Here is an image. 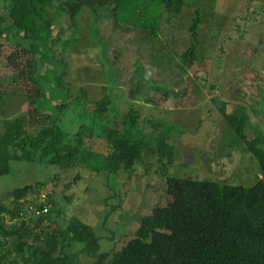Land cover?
Wrapping results in <instances>:
<instances>
[{
	"label": "rangeland",
	"instance_id": "374dc122",
	"mask_svg": "<svg viewBox=\"0 0 264 264\" xmlns=\"http://www.w3.org/2000/svg\"><path fill=\"white\" fill-rule=\"evenodd\" d=\"M187 1L180 16L171 22L163 20L159 37L147 44L131 31L116 30L104 37L99 32L101 26L86 9L74 19L59 16L54 48L42 60L36 55L39 80L45 86V96L38 102L55 118L57 105L69 102L57 118L63 131L71 134L78 130L90 117L86 110L93 98L101 101L105 96L111 97L112 108L102 123H113L127 106L138 103L143 112L142 129L148 134L158 137L168 124L174 125L168 139L176 145L175 156L167 163L165 175L159 155L152 152L143 156L132 173L111 174V178L81 167L62 170L41 163L20 162L16 166L14 162L13 171L16 168L17 172L0 180L3 202L12 205L11 191L31 183L40 197L54 200L62 218H81L94 227L104 250H118L133 237L139 216L150 214L156 205L180 199L185 178L235 185H251L258 179L261 171L256 157L229 131L219 107L226 101L229 112L237 111L248 119L249 138L264 136V0ZM197 10L202 19L197 47L202 58L186 68L190 76L197 75L205 83L203 95L189 90L191 101L178 92L175 82L182 73L174 62L193 43L190 26ZM18 30L9 17L7 0H0V90L12 93L4 99V107L0 100V134L3 119L15 114H25L26 127L31 130L49 122L47 111L36 112L34 108L36 84L23 72L29 70L26 63L31 55L23 53L22 46H29ZM63 51L66 61L58 65ZM165 58L170 61L163 65ZM136 79L141 81V91L132 96L130 89ZM62 81L72 89L59 87ZM68 92L75 98L73 103ZM215 96L219 98L216 102ZM148 118L156 124L164 122V127L148 128ZM80 259L83 264L90 261L84 253Z\"/></svg>",
	"mask_w": 264,
	"mask_h": 264
},
{
	"label": "trees",
	"instance_id": "16d2710c",
	"mask_svg": "<svg viewBox=\"0 0 264 264\" xmlns=\"http://www.w3.org/2000/svg\"><path fill=\"white\" fill-rule=\"evenodd\" d=\"M7 2L10 19L19 27L17 33H24L22 39L29 46H22L23 53L31 55L26 63L29 70L23 69V72L36 84L33 89L36 94L34 108L36 112L41 109L47 111L49 122L31 130L26 127L25 114L3 119L0 180L15 174V167L20 162L31 165L41 163L62 170L81 167L109 177L111 174L132 173L136 164L149 152L159 155L165 175L167 163H171L175 156L176 145L168 139L174 125L168 124L158 137L148 134L142 129L143 112L138 103L127 106L123 116L114 119L113 123H102L112 108L111 97L105 96L101 101L93 98V105L90 103V109L86 110L90 117H86L78 130L69 134L61 129L57 120L69 107V102L57 105L56 118L53 112L44 109L38 102L45 96V86L39 80L41 74L37 73L38 60L39 57L41 60L45 58L47 51H52L55 40L59 38V35L53 36L55 27L60 25L57 23L59 16L74 19L86 9L101 26L99 32L104 37L116 30L131 31L137 39H145L147 44L150 39L159 37L163 20L171 22L179 17L188 1ZM53 7L57 10L53 11ZM201 22V12L197 10L190 26L193 43L180 54V60L174 62L182 73L175 82L178 92L188 100L191 88L196 95H203L204 80L197 75L190 76L186 68L194 66L202 58L197 49ZM63 29L59 27L60 31ZM61 55L58 65L66 61L64 51ZM166 61L170 59H163V65ZM140 83V80H135L130 95L135 96L141 91ZM58 85L66 90L72 89L71 84L63 81ZM11 94L0 90L3 107L7 105L4 99ZM67 97L72 99V103L75 101L72 93L68 92ZM218 99L213 97L215 102ZM226 105L227 102L222 101L219 110L229 125V131L259 163L260 176L253 184L235 185L211 179L185 178L180 186L179 200L156 205L150 214L139 216V226L123 247L104 250L102 240L92 225L76 216L62 218L63 212L56 208L51 197H40L39 191L31 183H26L11 191V196H14L12 205L3 202L0 194V264H83L80 259L82 253L90 258L87 264H264V136L249 138L246 132L248 119L241 117L237 111L229 112ZM145 125L159 129L164 127V122L156 124L148 118ZM14 162L16 171H13ZM173 181L170 180V183ZM170 189L176 192L172 187ZM29 195L37 196L30 200ZM65 199L70 201L69 197ZM29 204L37 209L47 204L50 209L39 216L30 215Z\"/></svg>",
	"mask_w": 264,
	"mask_h": 264
},
{
	"label": "built area",
	"instance_id": "2783aa9c",
	"mask_svg": "<svg viewBox=\"0 0 264 264\" xmlns=\"http://www.w3.org/2000/svg\"><path fill=\"white\" fill-rule=\"evenodd\" d=\"M43 198H45V197H43ZM49 209H50V205H47V204L44 205L42 209L35 208V205H33V204H29L28 205V213L30 215L32 214V215H35V216H39V215H41L43 213H47V212H49Z\"/></svg>",
	"mask_w": 264,
	"mask_h": 264
}]
</instances>
